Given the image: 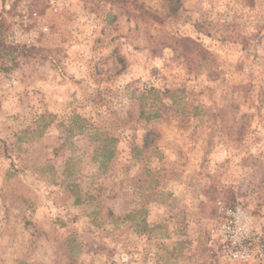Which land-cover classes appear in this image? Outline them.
I'll return each mask as SVG.
<instances>
[{
    "label": "rangeland",
    "instance_id": "obj_1",
    "mask_svg": "<svg viewBox=\"0 0 264 264\" xmlns=\"http://www.w3.org/2000/svg\"><path fill=\"white\" fill-rule=\"evenodd\" d=\"M181 4L160 24L107 0L0 1L7 41L39 49L0 71V264H225L218 229L235 205L264 236V108L234 90L264 89V28L246 49L235 42V4L264 24V0ZM183 35L215 60L178 55ZM144 86L181 96L189 118H141ZM102 143L115 145L111 160Z\"/></svg>",
    "mask_w": 264,
    "mask_h": 264
},
{
    "label": "trees",
    "instance_id": "obj_2",
    "mask_svg": "<svg viewBox=\"0 0 264 264\" xmlns=\"http://www.w3.org/2000/svg\"><path fill=\"white\" fill-rule=\"evenodd\" d=\"M109 3L116 5L121 12L125 13L128 17L134 19H140L144 22L149 20L155 21L160 24H164L168 17H176L181 9V0H165L168 5L167 12H158L147 6L141 0H107ZM244 8H240L235 4V42L240 43L243 49L250 46L251 41L258 38L263 31L264 24L261 18L258 16L255 6L248 8L246 11ZM115 18L116 16H112ZM10 27V23L4 14L0 13V71L9 73L16 66L19 65L22 58L35 57L39 49L34 46L26 44L16 45L7 41V30ZM175 51H178V55L184 56L185 60L190 63L197 61L213 62L216 55L204 45L199 39L192 36L183 35L175 36V45H172ZM240 67L243 63H240ZM236 94H241L246 101L256 102L255 108L260 114L262 108H264V89L258 91L257 94L251 95V90L247 89L244 84H236L234 86ZM139 116L147 121L151 119L160 118L170 112V110L177 115V117L189 118L190 111L187 108V103L179 96L172 98L171 102H167L166 99L170 95L168 89H160L156 86H144L139 90ZM240 104L235 103V110L240 109ZM254 105V104H252ZM191 110V117L200 115L197 111V107L193 106ZM238 120L233 131H229L232 135V140L235 142H242L245 140L248 132L249 118L251 115L244 112L237 114ZM82 128V126H81ZM154 143L152 137V131H148L143 140L142 148L134 145L132 151L134 156L139 158L142 155V150L150 148ZM111 144V143H110ZM109 143H102L97 146L96 150L102 153L105 160H111L116 155V147ZM150 164V163H149ZM80 199H77V203H80ZM146 227V225H142Z\"/></svg>",
    "mask_w": 264,
    "mask_h": 264
},
{
    "label": "built area",
    "instance_id": "obj_3",
    "mask_svg": "<svg viewBox=\"0 0 264 264\" xmlns=\"http://www.w3.org/2000/svg\"><path fill=\"white\" fill-rule=\"evenodd\" d=\"M218 229L225 264H264V236L241 205L224 210Z\"/></svg>",
    "mask_w": 264,
    "mask_h": 264
},
{
    "label": "crops",
    "instance_id": "obj_4",
    "mask_svg": "<svg viewBox=\"0 0 264 264\" xmlns=\"http://www.w3.org/2000/svg\"><path fill=\"white\" fill-rule=\"evenodd\" d=\"M0 1H1V4H2V1H3V0H0Z\"/></svg>",
    "mask_w": 264,
    "mask_h": 264
}]
</instances>
